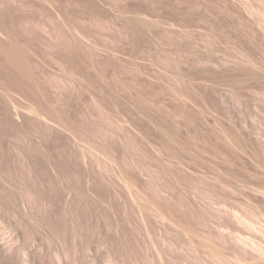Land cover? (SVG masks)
I'll return each instance as SVG.
<instances>
[{
	"label": "rangeland",
	"instance_id": "rangeland-1",
	"mask_svg": "<svg viewBox=\"0 0 264 264\" xmlns=\"http://www.w3.org/2000/svg\"><path fill=\"white\" fill-rule=\"evenodd\" d=\"M0 264H264V0H0Z\"/></svg>",
	"mask_w": 264,
	"mask_h": 264
}]
</instances>
